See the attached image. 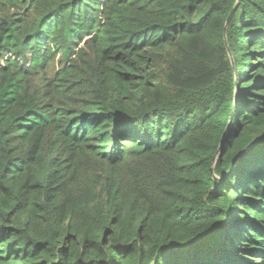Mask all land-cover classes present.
<instances>
[{
	"label": "trees",
	"instance_id": "1",
	"mask_svg": "<svg viewBox=\"0 0 264 264\" xmlns=\"http://www.w3.org/2000/svg\"><path fill=\"white\" fill-rule=\"evenodd\" d=\"M0 264H264V0H0Z\"/></svg>",
	"mask_w": 264,
	"mask_h": 264
}]
</instances>
